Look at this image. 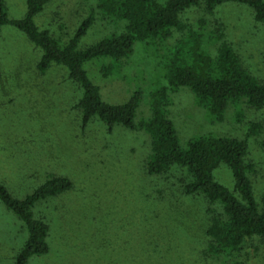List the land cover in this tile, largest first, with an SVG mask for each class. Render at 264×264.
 <instances>
[{
	"label": "rangeland",
	"instance_id": "374dc122",
	"mask_svg": "<svg viewBox=\"0 0 264 264\" xmlns=\"http://www.w3.org/2000/svg\"><path fill=\"white\" fill-rule=\"evenodd\" d=\"M7 17L20 20L26 0H3ZM97 0H51L34 18L39 29L49 31L64 44L79 25L95 12ZM96 14V12H95ZM205 18L219 22L225 41L240 57L244 68L264 82V26L243 5L224 4L212 17L187 10L184 23ZM212 28V26H210ZM122 24L94 17L79 47L118 34ZM136 43L132 56L105 77L109 58L84 64L89 80L100 89L103 102L121 105L140 91L142 100L135 120L149 115L148 98L162 78L158 58L162 52ZM157 51V52H155ZM39 50L11 26L0 31V182L18 199L31 195L49 176H62L73 188L55 198L39 201L33 216L48 226V253L28 264H264V241L253 238L239 255L217 254L206 236L207 210L202 196L182 191L186 172L172 168L162 176L148 177L143 170L150 149L149 136L106 126L93 119L81 124L74 109L81 92L68 80L64 68L37 74ZM167 117L174 124L179 144L207 135L246 140L248 178L260 203L264 194V108L230 107L221 122L198 106L194 94L180 88L169 95ZM235 110V111H234ZM234 113H241L236 124ZM261 129L246 137L247 127ZM214 180L232 191L230 170L220 165ZM26 239L24 225L0 202V264L13 259Z\"/></svg>",
	"mask_w": 264,
	"mask_h": 264
},
{
	"label": "trees",
	"instance_id": "16d2710c",
	"mask_svg": "<svg viewBox=\"0 0 264 264\" xmlns=\"http://www.w3.org/2000/svg\"><path fill=\"white\" fill-rule=\"evenodd\" d=\"M50 1L26 0L25 16L11 20L4 1L0 0V31L3 26H11L39 50L37 74L44 75L58 67L66 70L68 80L81 92L74 109L80 114L82 127L97 119L109 132L115 127L145 132L150 142L143 166L145 175L162 176L172 168L182 169L187 177L182 182L183 193L202 196L210 206L220 207V211L207 210L206 236L215 253L236 256L247 240L257 237L264 241V194L260 203L256 202L247 175L252 165L246 162V140L207 135L190 140L182 148L175 126L167 117L169 95L180 88L189 89L198 106L216 122L223 120L230 107L264 108V82L244 68L238 54L225 41L223 25L216 21L210 24L205 18L191 25L182 20L187 10H200L209 18L219 6L237 4L249 7L255 22L264 26V0H97L96 14L83 20L64 44L34 23V18ZM95 16L106 22H120L122 30L81 48L79 42L93 25ZM136 43H145L162 52L159 66L166 82L149 93V115L139 122L135 117L142 100L140 91L124 104H106L99 87L89 80L84 69V64L93 59L109 58L110 63L102 68L107 77L132 56ZM233 117L236 124L242 123L241 113H234ZM260 129V124H250L246 137ZM220 165L231 172L232 191L213 178L214 170ZM72 188L69 179L49 176L31 195L17 199L0 182V202L26 231V239L13 264H28L32 258L48 253L49 229L45 222L33 216V208L37 202L55 198Z\"/></svg>",
	"mask_w": 264,
	"mask_h": 264
}]
</instances>
